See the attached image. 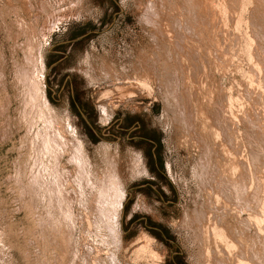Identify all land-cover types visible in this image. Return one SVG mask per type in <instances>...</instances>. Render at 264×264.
Here are the masks:
<instances>
[{
	"label": "rangeland",
	"instance_id": "1",
	"mask_svg": "<svg viewBox=\"0 0 264 264\" xmlns=\"http://www.w3.org/2000/svg\"><path fill=\"white\" fill-rule=\"evenodd\" d=\"M263 209L264 0H0V264H264Z\"/></svg>",
	"mask_w": 264,
	"mask_h": 264
},
{
	"label": "bare ground",
	"instance_id": "2",
	"mask_svg": "<svg viewBox=\"0 0 264 264\" xmlns=\"http://www.w3.org/2000/svg\"><path fill=\"white\" fill-rule=\"evenodd\" d=\"M148 16V15H147ZM145 17V16H144ZM147 19V18H146ZM149 19V18H148ZM151 21V20H150ZM55 26V25H54ZM36 78V77H35ZM134 82V81H133ZM139 83H142L143 85H144V83L143 82H139ZM129 86V85H128ZM147 86V85H146ZM41 97V96H40ZM168 101V100H167ZM185 112V111H184ZM191 115V114H190ZM188 119V118H187ZM186 123V122H185ZM52 126V125H51ZM228 127V126H227ZM55 130V129H54ZM54 137V136H53ZM62 137V136H61ZM56 138V137H55ZM47 139V138H46ZM62 139H64V138H62ZM65 144V143H64ZM72 145H74V144H72ZM74 147V146H73ZM55 148V147H54ZM52 150V149H51ZM81 150H82V147H81V144L80 143H78L77 142V144L75 145V152L73 153V155H72V159L74 160V161H76L77 163H76V165L78 164L79 165V167H80V169H81V167H82V169H83V167L86 165V163L84 162L85 160H83V156L82 155H84L82 152H81ZM83 151V150H82ZM51 152V151H50ZM105 155V154H104ZM85 158V157H84ZM111 161H113V160H111ZM233 161V160H232ZM219 162V161H218ZM110 163V162H109ZM115 163V161L113 162V164ZM116 164V163H115ZM114 164V165H115ZM109 165V164H108ZM111 167V166H110ZM115 167H117L116 165H115ZM133 167V166H132ZM86 168V167H85ZM84 168V169H85ZM109 168V167H108ZM221 168V167H220ZM225 168V167H224ZM82 170V172L83 171H85V170ZM87 170V169H86ZM114 171H116L115 169H113ZM110 171H112V169L110 170ZM113 172V171H112ZM111 172V173H112ZM134 173V172H133ZM98 174V173H97ZM109 174V173H108ZM107 173H106V175L105 176H107L108 175ZM112 174H114V173H112ZM82 175V174H81ZM90 175V174H89ZM110 175V174H109ZM116 175H117V173H116ZM132 175V174H131ZM84 176V175H83ZM90 177V176H89ZM108 177V176H107ZM92 178V177H91ZM242 178V177H241ZM107 179H109V178H104V180H106V182H108L107 181ZM101 180V179H100ZM240 180V179H239ZM119 181V180H118ZM118 181L116 180V177H115V175H110V179H109V182H110V184H111V187H110V189L112 188L113 189V192H114V194L113 195H115V197H116V206H117V208L121 205V199H122V194H123V187H122V183L121 182H119L118 183ZM224 181V180H223ZM257 181V180H256ZM87 182V181H86ZM90 182V181H89ZM109 182L107 183V185L109 184ZM220 183V182H219ZM102 184H104V183H102ZM101 184V185H102ZM99 185V184H98ZM241 185V184H240ZM105 187V186H104ZM236 187V186H235ZM107 188H108V186H107ZM103 189V188H102ZM105 189V188H104ZM103 189V190H104ZM101 190V189H100ZM244 190V189H243ZM102 191V190H101ZM106 191H107V189H106ZM112 192V193H113ZM105 193V192H104ZM103 194V193H102ZM106 194V193H105ZM105 194H103V196L105 195ZM108 194H109V192H108ZM111 194V193H110ZM124 195V194H123ZM101 196V195H100ZM107 196V195H106ZM103 199V198H102ZM113 199V198H112ZM104 201V200H103ZM113 201V200H112ZM240 201V200H239ZM114 202V201H113ZM101 203H102V201H101ZM105 203V202H104ZM248 206V205H247ZM260 206V205H259ZM115 208V207H114ZM114 208H113V210H114ZM121 208V207H120ZM223 208V207H222ZM246 208V207H245ZM250 208V207H249ZM258 208V207H257ZM264 210V209H263ZM103 211V210H102ZM107 211V210H106ZM115 211V210H114ZM249 211V210H248ZM116 212H117V209H116ZM113 214V213H112ZM118 214V213H117ZM222 216V215H221ZM256 216V215H255ZM117 217V216H116ZM112 220V219H111ZM218 221V220H217ZM215 222V221H214ZM227 222V221H226ZM260 222V221H259ZM210 224V223H209ZM111 226V225H110ZM111 229V228H110ZM209 235V234H208ZM114 237V236H113ZM112 239V238H111ZM210 240V239H209ZM230 241V240H229ZM235 245V244H234ZM249 247V246H248ZM234 249V248H233ZM223 252V251H222ZM116 256V255H115ZM231 257V256H230ZM239 257V256H238ZM115 259H116V257H114ZM114 259V260H115ZM116 261V260H115ZM117 262V261H116ZM115 262V264H119L118 262L116 263ZM239 262H240V260H239ZM242 262V261H241ZM246 263V262H245ZM244 263V264H245Z\"/></svg>",
	"mask_w": 264,
	"mask_h": 264
},
{
	"label": "flooded vegetation",
	"instance_id": "3",
	"mask_svg": "<svg viewBox=\"0 0 264 264\" xmlns=\"http://www.w3.org/2000/svg\"><path fill=\"white\" fill-rule=\"evenodd\" d=\"M136 129H141L140 132H141V133H144V131H143V127H142L141 123H139V124L136 126ZM144 138H145V137H144ZM144 138L140 136V139H144ZM145 139H147V138H145Z\"/></svg>",
	"mask_w": 264,
	"mask_h": 264
}]
</instances>
